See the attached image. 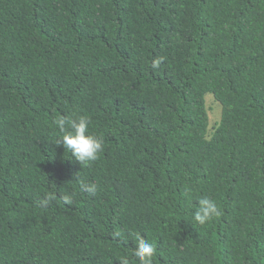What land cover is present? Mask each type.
<instances>
[{
	"label": "trees",
	"instance_id": "1",
	"mask_svg": "<svg viewBox=\"0 0 264 264\" xmlns=\"http://www.w3.org/2000/svg\"><path fill=\"white\" fill-rule=\"evenodd\" d=\"M79 116L86 166L56 144ZM138 235L152 264H264V0H0V264H140Z\"/></svg>",
	"mask_w": 264,
	"mask_h": 264
},
{
	"label": "clouds",
	"instance_id": "2",
	"mask_svg": "<svg viewBox=\"0 0 264 264\" xmlns=\"http://www.w3.org/2000/svg\"><path fill=\"white\" fill-rule=\"evenodd\" d=\"M54 123L60 132L56 144L62 145L65 151L70 153L80 165L86 166L97 160L99 154L103 151L104 142L101 137L89 131V120L86 116L76 118L60 117ZM83 190L90 195H95L96 185L85 184ZM218 213L217 203L205 196L198 200L192 221L204 225ZM134 244L133 255L139 260L140 264H152V257L155 253L153 244L139 235L136 237Z\"/></svg>",
	"mask_w": 264,
	"mask_h": 264
},
{
	"label": "rangeland",
	"instance_id": "3",
	"mask_svg": "<svg viewBox=\"0 0 264 264\" xmlns=\"http://www.w3.org/2000/svg\"><path fill=\"white\" fill-rule=\"evenodd\" d=\"M205 104L209 116V128L212 127L214 122L219 118L221 112L220 104L213 98L211 93L205 95Z\"/></svg>",
	"mask_w": 264,
	"mask_h": 264
}]
</instances>
